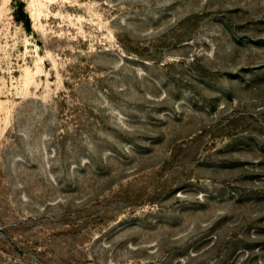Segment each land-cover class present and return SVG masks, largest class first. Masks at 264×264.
<instances>
[{
	"label": "rangeland",
	"instance_id": "obj_1",
	"mask_svg": "<svg viewBox=\"0 0 264 264\" xmlns=\"http://www.w3.org/2000/svg\"><path fill=\"white\" fill-rule=\"evenodd\" d=\"M0 264H264V0H0Z\"/></svg>",
	"mask_w": 264,
	"mask_h": 264
},
{
	"label": "trees",
	"instance_id": "obj_2",
	"mask_svg": "<svg viewBox=\"0 0 264 264\" xmlns=\"http://www.w3.org/2000/svg\"><path fill=\"white\" fill-rule=\"evenodd\" d=\"M20 7H21V8H20V13H21V14H24V15H23V16H24V19H22V17L19 16V13H15L16 20H17V21H22V22H24V25H25L26 29H29V28H30V21H29L27 15L23 12V5H22V3L20 4ZM21 16H22V15H21Z\"/></svg>",
	"mask_w": 264,
	"mask_h": 264
}]
</instances>
